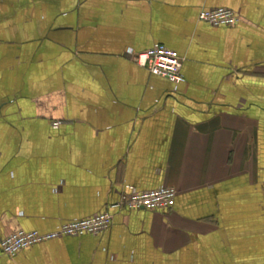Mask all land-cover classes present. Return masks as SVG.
<instances>
[{"label":"crops","instance_id":"obj_1","mask_svg":"<svg viewBox=\"0 0 264 264\" xmlns=\"http://www.w3.org/2000/svg\"><path fill=\"white\" fill-rule=\"evenodd\" d=\"M220 7L239 23L199 19ZM158 43L185 83L130 54ZM162 185L169 211L0 264H264V0H0V240Z\"/></svg>","mask_w":264,"mask_h":264},{"label":"built area","instance_id":"obj_2","mask_svg":"<svg viewBox=\"0 0 264 264\" xmlns=\"http://www.w3.org/2000/svg\"><path fill=\"white\" fill-rule=\"evenodd\" d=\"M199 19L215 27L234 26L239 23L240 14L233 9L220 7L202 10ZM130 54L138 64L147 67L151 73L169 80L175 86L185 83L183 59L177 51L165 44L158 43L138 53L130 50ZM127 190L121 200L111 204L106 210L86 218L63 223L54 231L46 233L37 230L14 231L1 238L0 248L4 255L14 257L28 247L62 236L100 234L112 225L113 210L125 208L133 211H169L175 206L178 195L176 188L166 185L149 190L128 187Z\"/></svg>","mask_w":264,"mask_h":264}]
</instances>
